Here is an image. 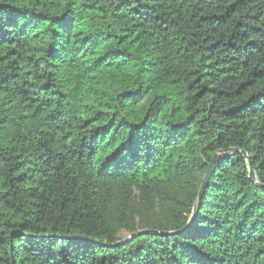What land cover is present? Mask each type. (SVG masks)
<instances>
[{
	"label": "trees",
	"instance_id": "obj_1",
	"mask_svg": "<svg viewBox=\"0 0 264 264\" xmlns=\"http://www.w3.org/2000/svg\"><path fill=\"white\" fill-rule=\"evenodd\" d=\"M262 186L264 0H0V264H264Z\"/></svg>",
	"mask_w": 264,
	"mask_h": 264
},
{
	"label": "water",
	"instance_id": "obj_2",
	"mask_svg": "<svg viewBox=\"0 0 264 264\" xmlns=\"http://www.w3.org/2000/svg\"><path fill=\"white\" fill-rule=\"evenodd\" d=\"M230 154H237V153H240L242 154L246 161H247V164L249 166V170H250V175H251V179L256 182V175H255V172H254V169L252 168V165H251V161H250V158L247 156L246 152L244 151H241V150H232L229 152ZM221 160V156H216L213 161L211 162L210 166H209V169L207 171V174L204 178V181H203V184H202V188H201V192L200 194L202 195L203 194V191H204V188L206 187L208 181L210 180L211 178V175L213 174V172L215 171L219 161ZM264 187V186H262ZM149 233H153V234H162V235H172V234H167V233H159V232H154V231H140L136 234H132V235H128L126 236V238L123 240V242L119 243L118 245H122L123 243H125L126 241L138 236V235H142V234H149Z\"/></svg>",
	"mask_w": 264,
	"mask_h": 264
}]
</instances>
